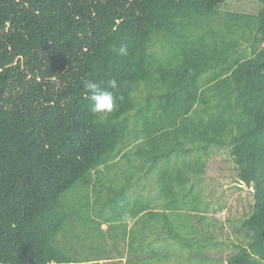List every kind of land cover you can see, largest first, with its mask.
<instances>
[{"label": "trees", "instance_id": "trees-1", "mask_svg": "<svg viewBox=\"0 0 264 264\" xmlns=\"http://www.w3.org/2000/svg\"><path fill=\"white\" fill-rule=\"evenodd\" d=\"M256 1L244 13L221 10L224 0H0V264H102L113 257L103 241L90 257L84 225L93 222L100 239L129 237L134 255L147 252L145 229L191 245V215L209 243L201 180L224 148L253 204L240 219L243 241L215 264H264ZM113 78L118 108L105 119L85 85ZM151 174L161 210L145 184L134 187ZM72 239L91 244L78 253Z\"/></svg>", "mask_w": 264, "mask_h": 264}, {"label": "rangeland", "instance_id": "rangeland-1", "mask_svg": "<svg viewBox=\"0 0 264 264\" xmlns=\"http://www.w3.org/2000/svg\"><path fill=\"white\" fill-rule=\"evenodd\" d=\"M258 8L259 4L256 0H224L220 9L256 13ZM109 177L114 178V175L111 174ZM121 180L122 177L116 178V181L120 182ZM149 181H154L152 174L148 177H136L134 187H138L139 183L145 184L146 197L154 199L153 208L155 210H161L162 202H160ZM201 188L202 203L207 210L204 214L206 219L202 224H209L213 234L212 237L208 238L209 243L203 242L201 224L197 222L195 216L191 215L188 222L198 230L190 236L191 245L183 246L174 241L159 238L160 232L149 233L145 229L144 234L147 239L143 245L147 252L139 253L138 250L134 255L128 248L129 237L121 238L122 233H119L121 237L116 241L112 238L100 239L101 236L99 238L95 236L93 234L97 231L95 222L84 225L85 229L91 232L89 239L92 244L90 241L82 243L72 239L70 245L74 246L75 249L80 247L77 252L83 253L87 251L86 246L91 244L87 249L92 253L90 257H94L103 251L100 242H105L104 249L107 248L108 253L113 258L101 260L102 264H127L128 260L144 262L146 259L148 261L145 264H215L217 260L225 262L228 256L235 252L236 246L244 239V234L240 229V219L253 204V188L238 180L235 165L226 148L216 150L206 159ZM90 197L93 199L94 196L91 195ZM102 218L103 215H99L98 218L93 219L94 221L95 219L101 221ZM86 219L87 216L83 214L81 221L84 223ZM101 227L105 229L106 224ZM138 234L137 232L135 236H139ZM82 244L85 245L83 246L85 249H82ZM135 247L137 248L136 245Z\"/></svg>", "mask_w": 264, "mask_h": 264}, {"label": "clouds", "instance_id": "clouds-1", "mask_svg": "<svg viewBox=\"0 0 264 264\" xmlns=\"http://www.w3.org/2000/svg\"><path fill=\"white\" fill-rule=\"evenodd\" d=\"M121 54H127V49L121 46ZM118 82L113 78L106 83H98L93 80L86 82L88 98L91 102V111L99 114L102 118H107L118 108L115 90L118 88Z\"/></svg>", "mask_w": 264, "mask_h": 264}]
</instances>
